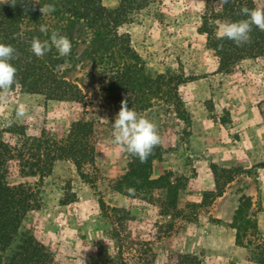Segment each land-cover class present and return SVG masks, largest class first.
I'll list each match as a JSON object with an SVG mask.
<instances>
[{
  "label": "rangeland",
  "instance_id": "1",
  "mask_svg": "<svg viewBox=\"0 0 264 264\" xmlns=\"http://www.w3.org/2000/svg\"><path fill=\"white\" fill-rule=\"evenodd\" d=\"M207 1L136 0L118 27L119 33L130 36L152 76L166 71L182 76L177 87L187 122L164 95L157 97L148 87L146 106L136 110L156 124L161 137V155L151 160L150 178L169 172L180 178L183 195L176 216L163 213L149 189L114 187L130 155L111 142L118 110L105 91L110 63L101 59V48L110 46V39L73 19L45 17L41 24L48 26V36L39 31L41 24L31 27L30 41L48 39L56 29L72 40L71 55L59 57L53 49L42 58L78 84L85 96V115L97 122L94 161L84 166V176L72 161L61 159L41 181L36 176L8 179L38 182L40 207L30 212L23 226L51 249L53 264H111L108 254L115 264H260L253 246H264L261 226V235L245 237L254 244L245 251L226 235L214 240L211 226H229L224 219L235 208L231 210L227 199L238 204L247 180L257 172L264 174V103L259 108L264 97V56L219 70L205 35L196 31ZM102 2L115 7L119 0ZM20 104L28 114L17 121L15 109ZM70 113L60 104H43L39 96L14 92L8 94L7 104H0V128L18 123L44 126L54 133V118H60L65 129ZM250 196L251 210L258 216L264 205L261 191ZM100 199L109 207L125 209L128 216L104 217Z\"/></svg>",
  "mask_w": 264,
  "mask_h": 264
},
{
  "label": "trees",
  "instance_id": "2",
  "mask_svg": "<svg viewBox=\"0 0 264 264\" xmlns=\"http://www.w3.org/2000/svg\"><path fill=\"white\" fill-rule=\"evenodd\" d=\"M135 1L119 0L117 6L108 7L102 0H40L43 6L53 3L56 7L54 13L43 16L39 4L34 10L31 7L25 10L23 5L27 0H15V6L0 3V43L11 44L19 54L11 61L17 69V83L9 94L30 93L39 96L45 105L60 104L71 111L65 129L60 118H54V133L44 126L18 123L0 128V264H53L51 249L23 226L30 212L40 207L38 182L10 183L8 179L15 175L36 176L41 181L45 173L51 171L54 162L61 159L72 161L79 174L84 176V166L94 161L93 138L97 122L85 115V96L78 84L60 75L42 57L38 58L29 51L31 27L40 25L45 17L73 19L108 37L111 44L101 48V59L110 63L105 91L117 110L122 102L135 111L144 108L149 93L145 88L148 87L155 96L162 98L164 95L178 117L187 122L177 87L182 76L171 71L156 72L152 76L141 55L132 47L130 36L118 32ZM243 6L264 8V4L256 0H229L227 4H222L221 0H208L196 22V31L205 35L207 47L218 58L219 70H230L245 58L264 56V31L255 27L251 32L252 42L243 46L238 47L230 40L219 41L215 37L220 23L244 18L239 15ZM262 103L264 97L259 102L260 109ZM4 133L8 136L5 137ZM161 151V145L157 146L145 163L130 156L126 171L116 180L114 187L117 190H122L124 185L149 189L152 200L161 207V211L176 216L180 212L183 195L179 188L180 178L172 172L150 178L148 172L151 160L159 157ZM252 205L251 196L242 193L236 208L224 219L235 229V243L249 248L254 244L245 237L248 234L261 235ZM100 207L103 216L109 219L129 214L123 208L109 207L102 199ZM253 250L258 255V262L264 264V246L256 244ZM107 258V262L115 264L113 256L108 254Z\"/></svg>",
  "mask_w": 264,
  "mask_h": 264
},
{
  "label": "clouds",
  "instance_id": "3",
  "mask_svg": "<svg viewBox=\"0 0 264 264\" xmlns=\"http://www.w3.org/2000/svg\"><path fill=\"white\" fill-rule=\"evenodd\" d=\"M0 3L16 5L15 0H11V2L0 0ZM221 3L227 4L229 0H221ZM38 4L42 16L56 11L55 4L49 3L47 6H43L40 0H27L23 7L25 10L29 7L34 10ZM239 15L244 18L236 21H224L219 24L215 33L217 40H230L239 47L252 42L253 27L264 31V8L243 6L239 10ZM39 31L46 36L49 34L48 26L44 24L40 25ZM53 49L59 57L69 56L73 52L72 40L67 35L61 34L58 29L51 31L49 38L43 41L37 37L31 38L29 51L36 57H44ZM18 55L17 50L11 44L0 43V104L8 103V94L17 83V69L11 61L16 59ZM27 114L28 109L25 105L20 104L16 107L15 119L17 121L23 120ZM112 127L114 131L111 142L121 146L124 151L130 156L138 158L141 163L147 162L154 149L161 144V137L156 124L138 116V113L129 108L126 102L121 103Z\"/></svg>",
  "mask_w": 264,
  "mask_h": 264
},
{
  "label": "crops",
  "instance_id": "4",
  "mask_svg": "<svg viewBox=\"0 0 264 264\" xmlns=\"http://www.w3.org/2000/svg\"><path fill=\"white\" fill-rule=\"evenodd\" d=\"M257 189H259L261 191V194L263 196L264 199V174L257 172V174L255 175V177L253 179L247 180L245 187L243 189V191H239V195L242 193L248 194V195H252L254 193V191H256ZM233 200V202H232ZM228 203L231 202V210H233L234 208H236L237 203H235V199H230V197L227 199ZM258 225L259 227L261 226L263 231H264V205L262 207V209L258 212ZM211 237L215 240L216 236L218 235H226L229 238V241L234 245L235 241H234V234H235V229L232 227H229L227 225H223L221 224H212L211 226ZM240 251H245L243 250L244 247L239 248ZM242 255H245V252H242Z\"/></svg>",
  "mask_w": 264,
  "mask_h": 264
}]
</instances>
